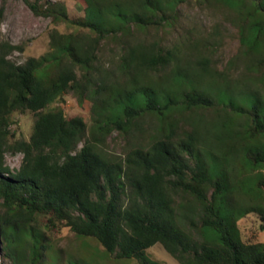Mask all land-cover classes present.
Listing matches in <instances>:
<instances>
[{
  "label": "trees",
  "instance_id": "trees-1",
  "mask_svg": "<svg viewBox=\"0 0 264 264\" xmlns=\"http://www.w3.org/2000/svg\"><path fill=\"white\" fill-rule=\"evenodd\" d=\"M23 1L55 25L92 33L54 29L50 51L24 62L12 57L25 53L26 45L0 36V237L6 257L13 264H44L55 248L48 233L68 228L96 239L119 261L161 264L147 255L160 244L179 264H264V243L245 242L238 229L239 220L257 214L264 231V178L257 183L262 196L255 198L244 169L264 166V0H222L249 10L245 26L251 35L242 42L251 55L253 80L235 86L245 107H237L229 92L231 77L197 43L166 48L128 36L134 28L171 25L168 12L183 0H84L82 20L71 19L59 2ZM108 39L123 48L118 70L101 63ZM153 73L157 80L149 77ZM112 75L123 77V94L115 93ZM204 81L214 87L221 82L220 100L247 117L248 129L226 119L206 127L180 117L165 129L176 109L216 104L199 92ZM70 92L93 100L97 119L90 130L82 117H67L63 103ZM25 113L35 116L29 141L12 131L14 115ZM145 114L162 122L148 146L140 120ZM115 130L140 136L117 157L104 148ZM7 154L23 155L19 169L7 166Z\"/></svg>",
  "mask_w": 264,
  "mask_h": 264
},
{
  "label": "rangeland",
  "instance_id": "rangeland-1",
  "mask_svg": "<svg viewBox=\"0 0 264 264\" xmlns=\"http://www.w3.org/2000/svg\"><path fill=\"white\" fill-rule=\"evenodd\" d=\"M45 1L47 0H42V2ZM49 1L62 3L73 20L85 18L87 3L84 0ZM2 7L3 0H0V36L13 44L26 45L25 53L16 52L13 55V60L17 62H24L30 57L40 58L50 51L49 36L54 29L62 34L92 33L88 29H79L74 25L64 23L55 25L49 18L36 16L23 0H8L4 8ZM247 11L249 10L246 8L232 9L222 0H183L168 12L172 19L171 25L151 27L145 30L134 28V33L128 36H136L138 39H146L150 42L157 41L166 48H171L174 44L182 43L183 41L186 44L197 43L200 51L202 50L204 54L211 58L212 63L218 70L224 71L231 77L232 84H234L232 89L234 90L231 89L229 92L234 91L237 107H245L244 102L242 103L243 96H237L238 92L236 90L238 89L235 86H238L240 81L244 84L251 79L253 80L252 71H254V68L247 66L248 58H251V55L247 53L248 46L243 45L242 42V36L251 35L248 27L245 26L246 18L248 19ZM131 32L129 31L128 33L131 34ZM131 39L129 40L131 41ZM263 48L264 45L262 44L260 50ZM122 49V46L113 39L105 41L100 52L103 66L110 71L118 70ZM262 52L261 55H264V49ZM119 75L122 76V72ZM149 77L157 80L159 75L153 73ZM149 77L147 76L146 78L149 79ZM117 78V76L113 77L112 75L110 82L113 84L116 94L119 92L123 94L124 86L122 84H124V79L121 77L117 80ZM96 83L93 84L94 88L101 84L98 82L96 85ZM202 85L200 89L198 88L199 92L213 97L216 104L213 107L198 110L176 109L168 114L165 129H168V124L177 117H180L185 122L198 120L206 127L213 122L218 123V121L221 122L225 119L228 122L233 121L238 129L243 127L246 130L250 127V121L247 117L233 112L229 105L230 102L223 103L220 100L221 93L225 90L221 82L219 87H214L212 83H207V81H204ZM93 105V100L89 99V97H84L83 95L81 97L78 93L70 92L64 97L63 108L69 119L82 117L90 130L97 119ZM143 117L140 120L145 135L144 145L148 146L151 140L149 137L156 133L157 127L161 128L162 122L156 116L150 114H145ZM34 122L35 116L32 113L14 115L12 131L15 138L29 141L33 132ZM139 137L138 133L135 135L132 131L115 130L107 137L104 148L112 156H121L129 148L136 146V143L139 142ZM260 144H264V139L261 140ZM22 159L23 155L21 154H7L6 164L12 171H15L20 168ZM244 169L247 187L254 191L255 198H260L262 194L257 183L264 178V166L252 169L245 164ZM262 224L263 222L257 214H249L239 220L238 229L242 239L248 243H264ZM48 234L53 243H55V248L47 254L44 264H54L57 258L59 259L58 264H68L69 259L79 262L84 260L83 264H138L136 260L119 261L107 256L96 239L80 238L68 228H63L58 233L50 232ZM3 246L0 237V264H13L6 257ZM147 255L157 263L179 264L160 244L151 247L147 251Z\"/></svg>",
  "mask_w": 264,
  "mask_h": 264
}]
</instances>
